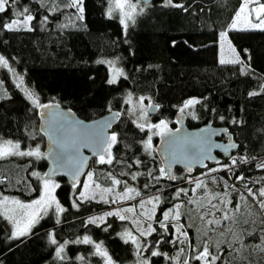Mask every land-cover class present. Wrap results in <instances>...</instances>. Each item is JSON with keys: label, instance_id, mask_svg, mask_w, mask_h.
<instances>
[{"label": "trees", "instance_id": "16d2710c", "mask_svg": "<svg viewBox=\"0 0 264 264\" xmlns=\"http://www.w3.org/2000/svg\"><path fill=\"white\" fill-rule=\"evenodd\" d=\"M241 1L174 0L184 5V11L165 7L164 0H152L142 3V14L125 31L116 16L108 18L107 0H84L83 21L76 20L75 9L65 8L61 0H43V4L41 0H19L16 9L27 6L35 16L34 30L7 31L2 22L15 17L11 12L0 14V55L9 61L16 76L23 77L22 87L34 92L42 104L56 103L86 121L108 112L118 114V121L110 129V137L117 136L110 148L112 163L101 164L98 157L91 158L88 170L102 186H109L115 178L121 181L117 185L119 191L129 187L140 193L139 198L158 195L155 218L159 220L162 212L178 200L174 195L179 182L174 179L169 183L165 175H160L162 167L154 148L149 152L144 147L150 136L148 129L144 127L142 131L128 114L127 94L150 98L156 112L147 114L148 120H163L169 129L176 127L174 116L184 101L197 98L200 103L192 107L193 117H185L187 127L206 123L225 127L237 143L231 154L237 161L234 173L221 169L211 174L213 178L223 184L241 182L254 188L264 177V169L254 166V162L264 158V31H228L227 39L242 63L221 64L217 57L219 34L227 31ZM57 5L59 10L54 11ZM45 16L49 22L42 30L39 22ZM104 60L114 61L123 71L116 83L108 82L105 63L97 62ZM0 86L7 93V98L0 99V139L19 142L22 151L38 147L42 153L39 109L17 87L13 73L6 68H0ZM251 92L259 94L253 96ZM156 138L152 139L153 144ZM241 157L250 162L239 163ZM229 159L221 163L231 165ZM136 160L142 163L137 165ZM45 168L43 158L9 156L0 160V194L24 202L36 199L42 180L31 173L43 175ZM209 168L211 165L205 169ZM201 171L196 169L194 174ZM178 175L189 177L175 169L174 176ZM239 175L245 180L237 181ZM56 180L59 187L53 195L65 209L59 214V223L55 210L50 208L29 234L11 239V224L0 215V264H102L95 244H102L114 264H138L135 245L125 243L122 237L125 230H131L127 221L115 216H108L98 225L85 221L112 205L79 200L76 194L80 182L70 187L63 178ZM231 192L233 196L237 194V190ZM254 227L263 232L256 235L258 243L253 248L242 253L236 247L224 248L217 253L216 264H264V228L259 223ZM155 228L157 231L151 236L140 239L149 246L140 256L148 258L150 264H170L175 251V246L167 243L172 240V228L169 225L164 235H158L163 230L156 225ZM186 228L191 235V229ZM50 234L57 245L51 244ZM85 236L93 243H76ZM154 241H159L157 250L170 259L150 256ZM61 244L65 245L64 260L55 255ZM188 264L199 263L190 259Z\"/></svg>", "mask_w": 264, "mask_h": 264}, {"label": "snow or ice", "instance_id": "6c2138e0", "mask_svg": "<svg viewBox=\"0 0 264 264\" xmlns=\"http://www.w3.org/2000/svg\"><path fill=\"white\" fill-rule=\"evenodd\" d=\"M19 0H0V14H6L11 12V15L14 16V19L3 21L2 22V28L6 29L7 31H20L21 29H24L28 32H31L34 30V26L32 24L33 20L35 19V16L31 13L30 9L27 6H24L20 8L19 10L16 9V6L18 5ZM41 3L43 4V0H41ZM61 3L64 5L65 8H71L75 9V19L83 21L84 19V0H61ZM164 6L165 7H173V8H181L184 11H187V9L184 7L183 4L180 3H174V0H164ZM139 8V5L137 3H133V0H107V15L109 19L114 18L115 15L118 14L119 22L121 25H123V28L125 31H127L129 24H135L136 17L140 14H142L143 9L140 8L139 12L137 9ZM54 11L59 10V5L55 6ZM49 22L48 17L45 16L39 23L42 27L46 25ZM66 25H61V27H65ZM246 29H260L264 31V3H261V0H242V4L239 8V10L235 13L234 18L232 19L231 23L228 25L227 31L220 33V41L221 48L223 49L224 43H227L229 51L232 53V56L228 59L224 57L223 54L220 56L219 62L221 64H234V63H242L240 61L239 56L236 54V50L232 48L230 42H227V35L228 31L232 30H246ZM98 63H105V61H97ZM110 67L113 66V61H107ZM0 68H6L9 72L13 73L14 78L17 81V87H21L24 91L25 96L28 100L31 101L32 105L37 109H47L51 107L50 105L42 104L39 102V97L32 91H30L27 88H23L24 79L22 76H16L14 70L9 66V61L3 56L0 55ZM123 76V71L119 69L113 68V76L112 79H110L108 82L110 84L116 83V80L118 77ZM261 91H264V88L261 89ZM258 92H251L250 95H258ZM7 98V93L3 91L2 86H0V99ZM130 102V101H129ZM142 103V101H141ZM197 103H200L199 100L196 99H189L185 102L184 108H188L190 106H193ZM184 108H181V112L184 111ZM43 114V113H41ZM143 109H141V119H143ZM223 119V118H221ZM235 123V121H234ZM138 127L143 131L145 125L144 124H138ZM153 128L158 130L157 134L165 135L168 134V126L167 123L163 120L160 121V123L155 125H148V130L152 131ZM177 132H179V129H177ZM57 133V140L56 142L58 145L63 148V136H64V129L62 126L56 128ZM117 136L115 134H112L111 137L106 141H100L99 137L97 136V143L100 144V154L99 159L100 163H108L111 164L113 157L110 152L111 146L116 143ZM151 141L152 137L148 136L147 141H145L144 147L147 151L151 152ZM229 147H235V145H229ZM183 149L185 152H192L194 150V146L189 143L185 142L183 145ZM78 152V149L73 150V153L70 155H66L64 151H61L58 153L59 160L63 163L65 159H67L70 163H74L77 165L74 175H79L80 168L83 166V161L79 160L76 153ZM9 156H19V157H35L37 160L43 158L44 154L41 153L40 149L37 147L34 150H27L22 151L21 145L19 142H13L12 140H2L0 139V160L5 159ZM254 159V158H253ZM119 162V161H118ZM250 161L247 158L241 157L239 163H249ZM135 163L137 165L141 164L142 162L139 160H136ZM237 165V161L235 159H232L231 165H224L223 169L228 170L229 172L234 173V169ZM128 167H132L131 164L128 165ZM258 168L264 169V163L258 164ZM210 171H216V169H211ZM160 175L163 176L166 172L165 168L159 169ZM122 175H126L127 173H121ZM32 176H35L37 179L42 180L43 182V192L42 195L35 199L34 201L30 203H24L20 201L19 199H11L7 196H3L0 198V215H3V217L12 225L13 231L11 233L10 238L11 239H19L21 236L27 235L30 233L31 229L39 222L40 219L43 218V216L48 214V210L54 206L55 213L57 215V223H59V214L64 212L65 209L61 207L60 203L56 200L55 196L53 195L54 190L59 187L58 184H55L51 181L50 178H45V175H41L36 172L31 173ZM137 174L132 175V179H136ZM149 176H151V172L148 173ZM88 177L91 180L92 174L88 173ZM154 180H159L160 177H153ZM169 179H174V177L169 176ZM237 181H244L245 177L243 175L236 176ZM261 180H264V177L261 178ZM112 184L119 185L121 184V181L118 179L113 178ZM99 187V185H97ZM145 187H148V184H145ZM203 187H206L203 181H196L195 188L192 190L195 192L197 189H201ZM231 187L233 190H235V185H228L227 181H224V188L225 192L223 194H213L210 199L209 203H211V200H219V204L227 205L231 204L232 201L230 199H227L229 192L228 189ZM84 188L87 189L88 185L85 184ZM244 188L247 190V196L251 197L252 200L256 201L259 206L264 209V186L260 187L259 189H256L255 191L248 187L247 183L244 184ZM113 189H104L105 193H111ZM129 193H135V196H139L140 193L135 191L133 188L126 187V190L123 193V196H114L111 200L112 203H116L117 199H132L133 196H130ZM181 194L187 196L188 190L187 189H178L174 195V199H179ZM90 197L86 196L85 192H81L78 196V199L84 200L89 199ZM101 199L104 200L105 203H109L107 199L104 198L103 194L101 195ZM241 200H245L246 197L244 195H240ZM160 198L153 197L152 199H148L146 201H142L139 204V207L141 209H145L143 212H141L139 215L143 216L146 221H150L147 223L146 227L140 226V221L138 219H133L131 222L133 225L136 226V230L139 232V236L146 238L148 236H151L153 233L157 231L156 228L153 227V223L157 224L160 229L163 230V232L158 233V235H164L168 233V222L169 217L172 216V212L170 211H164L162 213V219H155V213L156 208L158 205ZM192 202V201H189ZM152 205L151 209H146L145 205ZM219 204H213L212 207L215 208L217 211H220ZM75 206V205H74ZM180 208V205H175L174 211L175 215L172 216V219L178 221L180 218L181 213L178 211ZM236 210H239V205L236 206ZM123 213H134L135 209L133 207L124 208L117 210L115 212H108V216H117L120 220H125L127 217L125 215H122ZM209 213L205 212L203 215H201V219L203 220L205 216H207ZM213 216H215V213H212ZM223 219L228 220L230 217L225 214L223 216ZM104 217H98L94 219L88 220L89 224H98V222L103 221ZM220 219H211L207 221V224L209 225H219ZM110 226V225H109ZM173 227L175 228V238L172 240L167 241V243H171L173 245L180 243V244H187L189 247L193 250V257L192 259L200 261L201 264H216V261L219 259V255L216 253H213L210 251L209 244L204 243L201 248L196 247L193 245L189 239H188V233L187 231L183 230V225H176L173 224ZM107 230V229H104ZM129 239L131 240V243L135 245L136 248V254L138 257V264H150L149 259L146 257H141L140 253L142 251H147L148 245L147 241L145 240L144 244L141 243V240L136 238L132 235L131 232H126L124 234V242L128 243ZM50 242L53 245H57V240L54 236L50 234ZM76 243H84V244H92V240L85 236L83 238V241H76ZM159 241H154L151 245L152 251L150 252L151 257H160L163 256L165 259H170L166 253H163L158 249ZM96 254L104 258L105 264H113V261L111 257H109L108 252L103 248L102 244H95ZM217 253L219 252V245L217 244ZM183 251V249H181ZM65 245L61 244L58 245L56 248V258L59 260L66 259L65 256ZM81 259H83L81 257ZM184 264H188V261L185 260Z\"/></svg>", "mask_w": 264, "mask_h": 264}, {"label": "rangeland", "instance_id": "374dc122", "mask_svg": "<svg viewBox=\"0 0 264 264\" xmlns=\"http://www.w3.org/2000/svg\"><path fill=\"white\" fill-rule=\"evenodd\" d=\"M133 3H137L139 5V8L137 9L138 12L140 8H143L140 0L139 1L133 0ZM115 16L119 19L118 14ZM246 30H260V29H246ZM227 42H229L228 39ZM221 43L222 42L220 41L219 42L220 54H223L226 59L230 58L232 56V53L229 51L227 43H224L223 49L221 48ZM104 61H105V66L107 67L108 70V80H110L112 79L113 76V68L119 70L121 69L115 64L114 61H113L114 62L113 66L110 67L107 61H112V60H104ZM189 99L197 100V98H189ZM189 99H186L184 101V103L180 106L179 111H181V108H184L185 102L188 101ZM125 101L127 103L128 114L133 117L137 125L144 124L145 128L148 129V125H155L160 123L161 120L157 122H150L146 116L148 107L152 105L150 98L141 95L127 94ZM193 106L184 108V111L182 113H184L186 118L193 117L192 116ZM141 109H143V114H144L143 119H141ZM157 132L158 130H156L155 128H153L152 131H149V135L152 137V139L158 136ZM154 145L155 144H153V142L151 141V148H154ZM232 159L233 157L230 156L229 159L230 163L232 162ZM98 160H100L99 157ZM262 163H264V158L254 162V166L258 168L257 165ZM223 166L224 165L221 162L215 165H211V168L204 169L203 171H201V173L196 175L193 174L188 178H184L182 175L174 176L175 182H179V184L175 186V193L178 189H187L188 194L187 196L181 194L180 198L177 201H175L171 207L164 210V211L172 212V216H174L175 205H180V208L178 209V211L181 213L179 220L176 221L172 219V216L169 217L168 225H170V227L172 228V233H173L172 239L175 238V228L173 227V224H176V225H183L184 226L183 230L185 231H187L186 226H188L191 229L190 230L191 235L188 234V236L190 238L189 241L193 245L202 249L203 244L208 243L210 251L216 254H217V247H216L217 244L219 245V252L224 248L228 249L231 247H236L237 252L242 253L246 248L248 247L253 248L255 244L258 243L257 241L254 240L256 238V235L258 233L259 234L262 233L263 230L256 229L254 225L256 223H259L264 228V209H262L256 201L252 200L251 197L247 196V190L244 188L243 183L239 182L240 184L236 185L235 182H231L228 184L230 186L235 185V190H237V194L233 196L231 192L233 191V189L230 187L228 189L229 195L227 199H230L232 201L231 204H227V205L219 204V200H211V203H209V199L213 194H217V193L223 194L225 192L224 184L218 179L213 178V176L211 175L212 173L221 170ZM211 169H216V171H210ZM88 173L92 174V171L87 170L84 177L80 181V184L78 186V192L76 194L77 197L81 192H85L86 196L90 197L89 199L91 200L104 201L101 199V195L103 194L104 198L107 199L109 201V204H111L112 206L110 209L106 211L88 216L85 219V221L88 222V220L90 219L104 217L103 221L98 222V224H101L108 217L107 215L108 212H115L120 209L133 207L135 209L134 213L122 212V215H125L127 217V219H125L124 221H127L131 225V230H125V232L122 233V237L124 238V234L126 232H131L132 235L135 236L136 238L138 239L143 238L139 236V232L136 230V226L133 225L131 221L133 219H138L140 221V226L146 227L147 223H149L150 221H146L143 216L139 215L141 212L145 210V209H141L139 207V204L142 201L152 199L153 197H157L158 195L153 194L147 197L139 198L138 196H135V193H129V195L133 196L134 198L117 199L116 203H112L111 202L112 198L114 196H117V194H119V196H123V193L126 189L119 191L117 189V185H114L112 183L109 186H102L94 181L93 174L90 180L88 177ZM261 178L260 180L257 181L256 187L252 188L254 191L264 186V180H261ZM51 181L54 182L55 184H58L56 179H52ZM196 181H203L206 187L197 189L195 192H193L192 190L195 188ZM85 184L88 185L87 189L84 188ZM97 185H99V187H97ZM109 188L113 189V191L111 193H105L104 189H109ZM42 192H43V182L41 181L40 195L36 199H38L42 195ZM241 194L246 197L245 200L240 199ZM3 196L4 195L0 194V198H2ZM11 199H15V198H11ZM32 201H27V202L22 201V202L30 203ZM213 204H219L221 210L217 211L215 208L212 207ZM237 205H239L238 211L236 210ZM151 207L152 205H148V204L145 205L146 209H151ZM52 208L55 210L54 206ZM205 212H208L209 214L205 216L204 219L202 220L200 217ZM212 213H215V216H213ZM225 214H227L230 217V219L228 220L223 219V216ZM160 219H162V214L160 215ZM211 219H220L221 222L219 225L207 224V221ZM155 225L158 226L157 224L153 223L154 228ZM129 241L131 242L130 239ZM174 246H175V251L174 254L171 256L170 264H184L185 260L189 261L190 259H192L194 253L192 248L189 247L187 244L177 243ZM181 249H183V251H181ZM198 263L201 264L200 261H198ZM102 264H105L104 258Z\"/></svg>", "mask_w": 264, "mask_h": 264}, {"label": "water", "instance_id": "95a60500", "mask_svg": "<svg viewBox=\"0 0 264 264\" xmlns=\"http://www.w3.org/2000/svg\"><path fill=\"white\" fill-rule=\"evenodd\" d=\"M152 0H140L147 4ZM51 107L39 109L38 130L44 137L43 160L46 164L43 175L45 178H63L70 187H75L84 177L88 170L91 158H97L100 154V141L110 138V129L118 121L116 112H108L92 120H83L73 111L61 107L56 103L47 104ZM156 107L152 104L147 109L148 115H153ZM43 113V114H41ZM176 127L169 129L168 134H158L154 145V153L161 167L166 169L165 178L169 183L174 179V170L179 169L187 176H192L196 169L203 170L208 165H215L223 159L230 158L237 149V143L225 127L213 126L210 123L189 128L185 124V116L177 111L174 116ZM62 126L64 129L63 143L61 148L57 140L56 128ZM179 129V132H177ZM221 136L224 140L219 139ZM189 142L194 146L192 152H185L183 145ZM235 145V147H229ZM78 149L76 155L82 160L83 166L79 175H74L77 165L70 163L67 159L62 163L58 153L64 151L66 155Z\"/></svg>", "mask_w": 264, "mask_h": 264}, {"label": "crops", "instance_id": "0c3cea01", "mask_svg": "<svg viewBox=\"0 0 264 264\" xmlns=\"http://www.w3.org/2000/svg\"><path fill=\"white\" fill-rule=\"evenodd\" d=\"M241 4H242V1H241ZM241 4H240V6H241ZM240 6H239V8H240ZM238 8V9H239ZM238 11V10H237ZM234 18V17H233ZM219 42H220V34H219V37H218V41H217V47H218V54H217V57H218V62H219V60H220V56H221V54H220V47H219ZM220 63V62H219Z\"/></svg>", "mask_w": 264, "mask_h": 264}, {"label": "flooded vegetation", "instance_id": "af4514ba", "mask_svg": "<svg viewBox=\"0 0 264 264\" xmlns=\"http://www.w3.org/2000/svg\"><path fill=\"white\" fill-rule=\"evenodd\" d=\"M185 116V115H184ZM219 139H221V140H224V137L223 136H221ZM220 162H222V161H220ZM219 162V163H220ZM218 164V163H217ZM204 170V169H203ZM254 241H256V238H255V240Z\"/></svg>", "mask_w": 264, "mask_h": 264}]
</instances>
